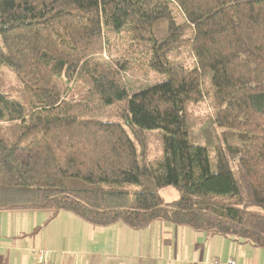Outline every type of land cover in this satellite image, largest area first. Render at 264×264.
Here are the masks:
<instances>
[{"label": "trees", "instance_id": "1", "mask_svg": "<svg viewBox=\"0 0 264 264\" xmlns=\"http://www.w3.org/2000/svg\"><path fill=\"white\" fill-rule=\"evenodd\" d=\"M123 37L163 80L132 92L120 61L100 63ZM184 45L192 66L176 58ZM1 66L25 95L0 92L13 124L0 125V210L160 221L264 249V0H0ZM203 99L211 119L196 132L187 107Z\"/></svg>", "mask_w": 264, "mask_h": 264}, {"label": "crops", "instance_id": "2", "mask_svg": "<svg viewBox=\"0 0 264 264\" xmlns=\"http://www.w3.org/2000/svg\"><path fill=\"white\" fill-rule=\"evenodd\" d=\"M13 214L20 216L14 234ZM41 233L47 264H264L263 248L208 237L188 227L160 221L141 230L120 222L94 227L71 212L52 217L45 210H0V264H37L38 256L29 253L24 240Z\"/></svg>", "mask_w": 264, "mask_h": 264}, {"label": "rangeland", "instance_id": "3", "mask_svg": "<svg viewBox=\"0 0 264 264\" xmlns=\"http://www.w3.org/2000/svg\"><path fill=\"white\" fill-rule=\"evenodd\" d=\"M172 14L174 19L178 24L184 23V18L179 11V9L172 5ZM131 43L126 37L122 39H115V42H111L105 53L104 57L100 60V63L106 67L113 69L115 62L120 61L124 65V71L122 72L124 79L127 83V86L130 91H135L139 88H143L147 85H152L163 80V77L154 71L149 69L148 60L150 58V54L147 49L142 44ZM177 59H180L184 62L186 66H192L193 58L191 57L190 50L188 46L184 45L178 49V53L176 56ZM59 85L62 90L63 97L69 100H77L80 95V88L78 86L68 85L64 80L59 82ZM207 82H204L203 89L207 88ZM0 92L6 94L11 99H15L18 101L24 102V89L16 76L6 67H0ZM189 119L195 126V131L197 132L200 128L206 126L211 119V105L208 99H203L198 103L189 104L187 107ZM112 120H118L116 118H111ZM1 127L4 131L9 133L8 130L13 128L12 123H0ZM149 155L153 157L157 153L158 149V139L157 133H150L147 137ZM160 195L163 198L165 203L173 202L178 198V193L173 188H166L160 191ZM20 219L19 214H13L11 216V228L14 232L16 231L15 222L19 225ZM31 224H35L37 222L36 219H31ZM38 222L40 220L38 219ZM14 229V230H13ZM44 234H39L28 236L24 241L29 244V253L33 257L36 258L35 255L39 251L45 249L43 240ZM18 241V240H17ZM16 241V242H17ZM51 241V240H50ZM35 242V243H34ZM47 244L51 245L49 240L46 239ZM35 244L32 246V244ZM32 249L34 250V255L32 254ZM47 253V252H46ZM49 254V251H48ZM38 256V255H37Z\"/></svg>", "mask_w": 264, "mask_h": 264}, {"label": "built area", "instance_id": "4", "mask_svg": "<svg viewBox=\"0 0 264 264\" xmlns=\"http://www.w3.org/2000/svg\"><path fill=\"white\" fill-rule=\"evenodd\" d=\"M37 255H38L37 264H47L45 260V255H47V253L45 251H39ZM227 264H235V263L232 260H229Z\"/></svg>", "mask_w": 264, "mask_h": 264}]
</instances>
